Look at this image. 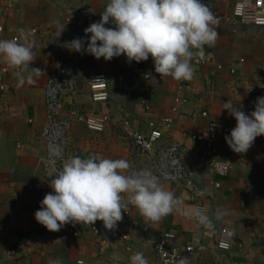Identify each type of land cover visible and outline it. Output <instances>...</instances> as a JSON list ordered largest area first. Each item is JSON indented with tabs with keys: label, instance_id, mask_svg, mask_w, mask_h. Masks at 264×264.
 <instances>
[{
	"label": "crops",
	"instance_id": "1",
	"mask_svg": "<svg viewBox=\"0 0 264 264\" xmlns=\"http://www.w3.org/2000/svg\"><path fill=\"white\" fill-rule=\"evenodd\" d=\"M108 2L0 0V40L18 37L20 29L27 30L36 57L30 67L44 72L34 75L32 83L26 81L18 86L14 70H10L3 79L4 90L0 89V264H48L58 258L62 264H130V257L136 252H143L149 264H157L152 247L165 231L175 232L180 243L199 241L207 246L209 251L200 256L185 255L188 264H264V136H258L245 153L232 151L225 141L236 126L235 118L225 108L250 114L256 98L264 96V27L233 26L229 18L235 0H202L218 21L213 25L217 40L214 45L204 46L207 60L202 67L193 66V78L177 81L170 76L160 77L151 56L139 63H129L123 54L106 61L62 47L65 41L82 37L86 48L84 29L101 19L100 13ZM34 29L38 33H33ZM59 59L71 60L76 70L74 92L62 97V115L95 112L109 118L101 133H93L73 120L65 156L125 159L132 171L145 169L132 165L136 150L129 135L148 133L150 121L172 116L173 124L164 135L169 142L185 147L182 159L193 171L195 183L204 190H211L213 181L221 183L214 200L203 203L215 229L227 227L234 231L231 250L225 254L210 251L215 238L203 235L206 229L182 214L194 206L195 200L167 182L160 184L183 202L159 222L145 219L131 204L114 230L106 229L98 220L92 225L69 223L58 232H50L36 221L34 213L40 209V201L53 191L39 190L36 185L44 176L40 132L47 120L45 91L48 76ZM4 62L0 57V64ZM231 68L237 71L236 76L230 74ZM96 74L107 76L108 102L90 100L88 81ZM204 75L210 80H205ZM178 97L185 100V105L179 113L171 114ZM202 112H208V117ZM125 121L129 126L123 125ZM210 121L229 129L217 141L219 156L233 163V169L222 178L209 172L202 151L204 144L188 138L206 133ZM218 211H226L227 215L217 220ZM77 231L81 234L75 238ZM101 233L112 237L106 246L100 245ZM127 246L131 252L125 250Z\"/></svg>",
	"mask_w": 264,
	"mask_h": 264
},
{
	"label": "clouds",
	"instance_id": "2",
	"mask_svg": "<svg viewBox=\"0 0 264 264\" xmlns=\"http://www.w3.org/2000/svg\"><path fill=\"white\" fill-rule=\"evenodd\" d=\"M100 15L99 21L84 29L86 48L82 37L65 41L62 47L96 59L103 57L106 61L123 54L129 63H139L151 56L160 77L170 76L177 81L193 78V59H203L204 46L214 45L218 36L213 27L218 21L202 0H109ZM110 23L114 27H106ZM64 28L65 25L61 32ZM33 46L25 29L19 30L18 38L0 40V57L16 70L13 74L18 86L26 81L32 83L34 75L44 73L30 67L36 59ZM225 109L236 120L225 141L232 151L245 153L258 136H264V96L256 98L250 114L238 108ZM131 168L125 159L98 155L68 158L50 180L53 191L40 201V209L34 213L36 221L50 232H58L69 223L92 225L98 220L106 229L114 230L129 204L152 222L171 214L180 203L174 193L166 190L150 170ZM182 214L194 219L198 227L215 230L213 220L202 207L192 206ZM225 215L226 211H218L215 218L222 220ZM228 246L221 242V247ZM48 264H62V261L58 258ZM130 264H149V261L143 252H136L131 255ZM176 264L188 262L181 257Z\"/></svg>",
	"mask_w": 264,
	"mask_h": 264
},
{
	"label": "built area",
	"instance_id": "3",
	"mask_svg": "<svg viewBox=\"0 0 264 264\" xmlns=\"http://www.w3.org/2000/svg\"><path fill=\"white\" fill-rule=\"evenodd\" d=\"M232 14L229 22L233 26L251 25L256 27H264V0H235L233 4ZM3 28L0 27V32ZM33 33H38L35 29ZM18 38L13 36L12 38ZM53 43V42H52ZM205 52V51H204ZM207 60L204 58H194L192 65L202 67ZM217 69L221 70L222 66L218 65ZM14 70L8 66L6 61L0 64V89L4 76ZM16 71V70H14ZM75 65L69 59H59L55 62L53 71L48 76L47 87L45 91L47 120L40 132V140L44 145L43 168L44 176L41 182L37 183L36 188L39 190H52L49 187L51 179L55 178L56 173L60 170L62 164L70 157H66L63 153L69 140V130L73 120L80 122L93 133H101L108 125L109 118L95 114V112L75 113L68 112L64 116V106L62 105V97L66 94H72L75 90ZM232 76L237 75L234 68L230 69ZM148 78V75L144 76ZM205 80H210L204 75ZM235 89L238 86H234ZM88 89L90 100L93 103H105L110 99L108 89V79L105 74H96L88 81ZM185 100L178 97L174 99L171 107V114H177L185 105ZM202 116L208 117V112H202ZM173 117L167 116L163 119L150 121L148 123V133H131L132 146L136 150V157L132 161V165L139 164L145 169L150 170L159 178L160 182H167L175 187H179L192 200H195L194 206L202 207L206 210L207 206L203 200L213 201L215 194L221 189L220 181L216 180L212 183L211 190H204L198 187L194 181L193 171L187 169L183 162L185 147L178 142H169L164 135L173 124ZM124 126H129V122H123ZM228 128L224 127L217 121H210L206 133L189 135V139L194 142L204 144L203 155L208 160V170L215 177L222 178L229 174L233 169V163L229 158L220 157L217 149V141L221 133H227ZM88 158V157H87ZM181 204L182 198H178ZM126 214V213H125ZM194 220V219H193ZM195 221V220H194ZM96 232L95 229H93ZM231 233V235H229ZM81 232H75L74 237L77 238ZM203 235H208L214 239V246L210 251L214 253L225 254L231 250L235 233L227 227H220L214 231H203ZM101 246H106L112 241V237L107 233L99 234ZM127 241L126 235L122 238ZM264 240V235H263ZM226 242L227 248L221 247V242ZM203 243L185 242L180 243L178 237L173 231H165L154 244L152 249L157 258V264H176V261L184 257L200 256L206 253L208 248ZM127 252H131L130 246L125 248Z\"/></svg>",
	"mask_w": 264,
	"mask_h": 264
}]
</instances>
